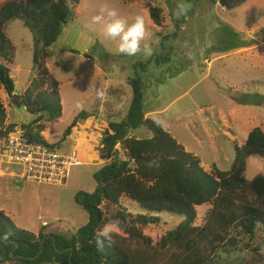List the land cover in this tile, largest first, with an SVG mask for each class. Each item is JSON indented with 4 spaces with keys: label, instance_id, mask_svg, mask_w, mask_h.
Here are the masks:
<instances>
[{
    "label": "rangeland",
    "instance_id": "rangeland-1",
    "mask_svg": "<svg viewBox=\"0 0 264 264\" xmlns=\"http://www.w3.org/2000/svg\"><path fill=\"white\" fill-rule=\"evenodd\" d=\"M6 1L0 0V5ZM184 2L78 0L74 18L49 47L45 61L50 74L60 82L61 117L53 120L44 112L39 125L47 144L61 152L75 149L82 164L70 168L64 185H51L26 180L23 166L0 156V210L16 229L34 235L43 231L69 236L88 221L74 196L80 191L93 192V174L110 161L101 152L100 140L109 121H120L126 115L132 96L128 80L136 75L143 82L146 116L199 157L207 174L213 167L230 170L234 145H242L255 127L264 131V0H246L234 8L218 5L216 0H186L191 7L178 19L174 11ZM150 5L162 9L160 26L149 16ZM103 8L116 9L119 17L129 22L135 15H143L145 38L141 47L150 46L152 55L145 56L143 50L134 57L121 54L119 38L105 34L110 18L101 12ZM97 15L104 19L94 22ZM177 23L176 36L167 38ZM7 34L15 46L10 67L14 96L20 97L36 77L32 34L20 20L10 22ZM231 37L239 42L253 41L250 46L230 50ZM208 40L214 42L211 48L206 46ZM97 89L104 91V100L97 97ZM256 94L263 96L261 102ZM0 99L6 109L4 128L15 124L22 129L36 118L24 107H16L3 89ZM77 103L83 108H77ZM82 111L88 117L79 119L64 138V131ZM38 127L33 124L34 132ZM133 134L150 136L143 127ZM258 174L264 175V159L251 156L245 177L250 180ZM122 204L133 214L140 211L130 200L122 199ZM209 209V204L196 207V225L204 223ZM160 216V224L142 230L153 244L183 220L181 216ZM114 234L135 246V239L119 226ZM260 259L259 252L249 251L222 255L211 264L231 260L234 264H255Z\"/></svg>",
    "mask_w": 264,
    "mask_h": 264
},
{
    "label": "trees",
    "instance_id": "trees-1",
    "mask_svg": "<svg viewBox=\"0 0 264 264\" xmlns=\"http://www.w3.org/2000/svg\"><path fill=\"white\" fill-rule=\"evenodd\" d=\"M77 3L78 0H7L0 5V90L16 107L36 115L32 123L22 126L32 141L47 144L41 138L43 128L39 125L44 112L53 120L61 117L60 82L50 74L45 61L49 47L74 18ZM148 12L153 23L160 26L162 9L150 5ZM13 20L22 21L32 34L36 70V77L20 97L14 96L10 75L15 46L7 30ZM178 29L179 23L166 37H175ZM233 38L228 44L230 50L250 46L253 41ZM128 84L132 96L127 113L120 121H109L100 140L101 152L110 161L93 174V192L80 191L74 196L88 221L69 236L43 231L34 235L16 229L0 210V264H211L222 255L249 251L261 254L255 264H264V175L250 180L245 177L251 156L264 159V131L255 127L242 145H234L230 170L213 167L207 174L199 157L146 116L141 77L129 78ZM255 96L262 101L263 96ZM87 117V112L82 111L64 131V138L79 119ZM5 119L6 109L0 99V137H6L16 127L11 124L4 128ZM33 124L39 126L36 132ZM142 127L150 136L133 134ZM122 199L138 206L139 213L128 211ZM205 204L210 209L204 223L196 225V207ZM163 214L181 216L183 220L153 244L142 230L160 224ZM113 220H118L120 229L135 239V246L113 234V242H106L98 250L95 238L105 223Z\"/></svg>",
    "mask_w": 264,
    "mask_h": 264
},
{
    "label": "built area",
    "instance_id": "built-area-1",
    "mask_svg": "<svg viewBox=\"0 0 264 264\" xmlns=\"http://www.w3.org/2000/svg\"><path fill=\"white\" fill-rule=\"evenodd\" d=\"M225 1L216 0V4ZM0 156L23 166L22 175L26 180L51 185H64L70 168L82 164L75 149L61 152L53 145L32 141L20 127H15L6 137H0ZM41 224L46 226L47 222Z\"/></svg>",
    "mask_w": 264,
    "mask_h": 264
},
{
    "label": "clouds",
    "instance_id": "clouds-1",
    "mask_svg": "<svg viewBox=\"0 0 264 264\" xmlns=\"http://www.w3.org/2000/svg\"><path fill=\"white\" fill-rule=\"evenodd\" d=\"M190 7V3L186 2V0L184 3L178 4L174 11L175 16L178 19L185 16ZM101 12L106 13L107 17L110 18L105 26V34L111 38H119L120 43L118 51L121 54L134 57L137 53L143 50L145 56L152 55L153 49L150 46L145 44L143 49L141 47L142 41L145 38V19L143 15L137 14L132 18L131 22H129L128 20L119 17L117 10L114 8H103ZM103 19V15L93 17L94 22H100ZM213 43L212 40H208L206 46L211 48ZM96 95L101 100L105 99V93L101 89L96 90ZM76 107L82 109L83 105L77 103ZM119 223L118 220H113L101 228L100 233L95 238V244L98 250H102L106 242L108 244L113 242L112 236L116 232Z\"/></svg>",
    "mask_w": 264,
    "mask_h": 264
},
{
    "label": "water",
    "instance_id": "water-1",
    "mask_svg": "<svg viewBox=\"0 0 264 264\" xmlns=\"http://www.w3.org/2000/svg\"><path fill=\"white\" fill-rule=\"evenodd\" d=\"M226 1H228V0H226ZM245 1L246 0H230V2L228 3V6L230 8H234L235 6H238V5H240L241 3L245 2Z\"/></svg>",
    "mask_w": 264,
    "mask_h": 264
},
{
    "label": "flooded vegetation",
    "instance_id": "flooded-vegetation-1",
    "mask_svg": "<svg viewBox=\"0 0 264 264\" xmlns=\"http://www.w3.org/2000/svg\"><path fill=\"white\" fill-rule=\"evenodd\" d=\"M230 2V0L226 1V4H228Z\"/></svg>",
    "mask_w": 264,
    "mask_h": 264
}]
</instances>
